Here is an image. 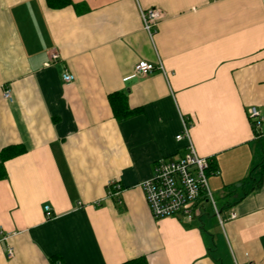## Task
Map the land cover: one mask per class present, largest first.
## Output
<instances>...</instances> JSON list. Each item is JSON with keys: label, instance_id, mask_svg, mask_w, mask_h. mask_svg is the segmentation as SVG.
<instances>
[{"label": "crops", "instance_id": "1", "mask_svg": "<svg viewBox=\"0 0 264 264\" xmlns=\"http://www.w3.org/2000/svg\"><path fill=\"white\" fill-rule=\"evenodd\" d=\"M140 60L162 71L134 75ZM112 92L141 112L116 120ZM250 106L264 129V0H0V150L23 148L3 162L0 264H264V137ZM181 117L219 172L221 222L206 202L190 221L154 219L144 200L157 160L184 151Z\"/></svg>", "mask_w": 264, "mask_h": 264}, {"label": "built area", "instance_id": "2", "mask_svg": "<svg viewBox=\"0 0 264 264\" xmlns=\"http://www.w3.org/2000/svg\"><path fill=\"white\" fill-rule=\"evenodd\" d=\"M141 20L143 30L149 37L156 30L160 18V12L154 7L141 10ZM57 53L53 51L51 58L55 59ZM155 69L162 71V65L158 62L152 64L144 60L138 61L134 65V75H147ZM63 81L71 82L74 76L65 72L62 74ZM3 96L10 98L9 89L3 90ZM247 117L251 122L256 138L264 137L262 128L263 117L255 106H250L246 110ZM190 122L185 117H181V131L175 136L176 140H185V147L182 155L176 158H160L157 160L151 176L140 183L144 200L151 216L154 219L165 217H179L190 221L201 215L204 211V203H208L214 215L219 219L220 212L215 205L210 190L206 182V171L212 174H218L217 169L210 168L211 160L208 157L197 154L190 137ZM115 192L109 194H118L119 185L111 183ZM45 216L51 217L52 212L49 205L43 206ZM235 213L230 211L229 218H235ZM12 250H9V255Z\"/></svg>", "mask_w": 264, "mask_h": 264}, {"label": "trees", "instance_id": "3", "mask_svg": "<svg viewBox=\"0 0 264 264\" xmlns=\"http://www.w3.org/2000/svg\"><path fill=\"white\" fill-rule=\"evenodd\" d=\"M46 3L51 8H61L69 4L70 0H46ZM107 99H108L113 117H115V119L118 121H122L124 119H127L141 112L140 108H130L128 106L125 94L122 92H112L108 94ZM22 151H23V148L17 147V146H7L0 150V179L6 176L3 162L6 159L21 153ZM210 168L215 169L212 161L210 163ZM258 181L260 182V179ZM242 183H244V181H242ZM57 260H58L57 257L53 258L51 260L52 264H56ZM121 264H148V262L145 257L141 256V257H136L133 259L126 260L122 262Z\"/></svg>", "mask_w": 264, "mask_h": 264}, {"label": "rangeland", "instance_id": "4", "mask_svg": "<svg viewBox=\"0 0 264 264\" xmlns=\"http://www.w3.org/2000/svg\"><path fill=\"white\" fill-rule=\"evenodd\" d=\"M191 124V123H190ZM212 173L210 172V171H206V182H207V186H208V189L210 190V192L212 193V197H213V199H215V200H217V197H216V192H214L213 191V189H212V182H211V176H213V175H211ZM249 176H250V174L246 177V179L247 180H249ZM235 185H237V184H235ZM234 189V188H233ZM238 189H241V187L240 188H238ZM212 190V191H211Z\"/></svg>", "mask_w": 264, "mask_h": 264}, {"label": "water", "instance_id": "5", "mask_svg": "<svg viewBox=\"0 0 264 264\" xmlns=\"http://www.w3.org/2000/svg\"><path fill=\"white\" fill-rule=\"evenodd\" d=\"M237 185H240V184H237Z\"/></svg>", "mask_w": 264, "mask_h": 264}]
</instances>
